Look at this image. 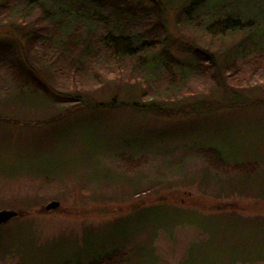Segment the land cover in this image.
I'll list each match as a JSON object with an SVG mask.
<instances>
[{
    "label": "rangeland",
    "instance_id": "374dc122",
    "mask_svg": "<svg viewBox=\"0 0 264 264\" xmlns=\"http://www.w3.org/2000/svg\"><path fill=\"white\" fill-rule=\"evenodd\" d=\"M156 1L166 31L147 58L176 81L154 98L132 60L69 75L49 32L36 38L45 27L63 34L45 21L46 0L16 15L0 0V43L42 85L0 69V211L18 214L0 226V264H52L93 244L125 250L127 264H264V32L248 43L260 51L236 55L241 34L206 41L179 24L191 0ZM240 1L264 17L263 1ZM197 50L217 56L203 77ZM150 104L177 113L142 109ZM196 105L212 109L192 114ZM206 148L223 167L207 163Z\"/></svg>",
    "mask_w": 264,
    "mask_h": 264
},
{
    "label": "trees",
    "instance_id": "16d2710c",
    "mask_svg": "<svg viewBox=\"0 0 264 264\" xmlns=\"http://www.w3.org/2000/svg\"><path fill=\"white\" fill-rule=\"evenodd\" d=\"M20 1L5 0L4 4L8 5L7 12L16 15L18 10H21L19 6H33L39 0H22V3ZM228 1L191 0L184 8L179 24L198 31L206 41L223 40L241 34L244 38L238 45L236 55L250 53L247 56L252 57L256 54L254 52L260 49H252L253 46L248 43H253V40L264 32V17H256V10L254 11L258 2L254 7L249 6L253 15L250 17L242 13L243 5L240 0L234 1L236 6L226 5ZM261 1H263L264 13V0ZM244 3L250 2L246 0ZM47 7L50 11H47ZM43 8L48 12L47 15L45 14V21L56 26L61 22L60 26L64 27L63 34L59 35L54 29L45 31V27L37 32L36 38L44 36L41 33L49 32V35L44 37L52 36L47 45L57 46L64 70L69 75L83 78L95 70L100 69L101 72V66H104L103 69L106 71L111 64L132 60L142 64L144 86L147 83L151 87L150 90H146L148 96L150 92L155 91L152 96L157 98L158 91L169 84L171 86L173 81H176V72L170 66L163 61L158 63L147 58L148 53L154 54L161 49L166 31L161 7L157 1L154 0L151 6H146L137 0H46ZM49 13L55 16L52 21L48 16ZM194 56L196 70L202 77L206 76L209 69L216 66L217 56L211 52L197 50ZM258 56H264V51L259 52ZM0 69L6 70L22 84V87L27 85L42 87L34 73L20 61L13 47L6 43H0ZM183 74L184 72L179 73V75ZM130 107L134 108L136 105ZM142 109L153 114L176 115L177 113L169 109L156 108L154 104L144 106ZM211 109L210 106L196 105L190 111L192 114H201ZM202 152L212 168L223 167L225 162L219 149L206 148ZM94 246L95 244L84 246V252L78 257L58 259L52 264H127L125 250L118 247H109L107 250L94 249ZM148 258L151 263L155 261L153 251L148 254Z\"/></svg>",
    "mask_w": 264,
    "mask_h": 264
},
{
    "label": "water",
    "instance_id": "95a60500",
    "mask_svg": "<svg viewBox=\"0 0 264 264\" xmlns=\"http://www.w3.org/2000/svg\"><path fill=\"white\" fill-rule=\"evenodd\" d=\"M59 207V203L52 202L45 207L47 212L54 211ZM18 214L14 211H0V226L5 225L12 219L16 218Z\"/></svg>",
    "mask_w": 264,
    "mask_h": 264
}]
</instances>
